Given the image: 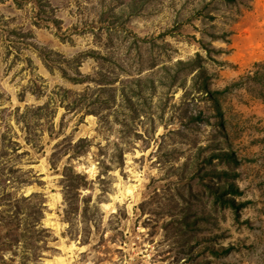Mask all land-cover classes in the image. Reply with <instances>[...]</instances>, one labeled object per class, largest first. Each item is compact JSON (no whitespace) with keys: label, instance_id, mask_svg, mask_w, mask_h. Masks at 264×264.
<instances>
[{"label":"rangeland","instance_id":"obj_1","mask_svg":"<svg viewBox=\"0 0 264 264\" xmlns=\"http://www.w3.org/2000/svg\"><path fill=\"white\" fill-rule=\"evenodd\" d=\"M263 65L264 0H0V264H264Z\"/></svg>","mask_w":264,"mask_h":264},{"label":"trees","instance_id":"obj_2","mask_svg":"<svg viewBox=\"0 0 264 264\" xmlns=\"http://www.w3.org/2000/svg\"><path fill=\"white\" fill-rule=\"evenodd\" d=\"M199 59H202L201 56H199ZM179 64H190V61L189 62H185V61H180L178 62ZM199 66V70H200V77H199V82L202 78V75L206 74V69L204 68V65L201 63V64H198ZM259 69L263 68L264 69V65L263 66H260L258 67ZM198 70V71H199ZM195 84L194 86H196L197 82H198V72L197 74L195 75ZM262 76H264V70L263 72H261L260 70H256L253 74H248L247 77L248 78H252L253 80H255L256 82L260 83L262 82L261 81V78ZM208 81H207V76L205 78H203L202 82H200L199 84H197V88L198 89H201L203 90V94H202V97H205L207 99H210L212 100V104L215 105L217 107V109H219V103H218V98L217 96L215 95L214 91H211L209 89V86H208ZM221 92V91H220ZM202 112V110L197 114L198 117L195 118L194 116V113L193 112H190L189 114V118L191 120H195V119H198L200 116V113ZM208 122H210L209 119H207ZM215 154H213V156H218V157H221V156H224V155H229V156H232V154L228 151H219V152H214ZM220 173L221 174H227L228 173V170L226 169H223V170H220ZM220 173H217V175H219ZM75 175H77L78 177H82V174L79 173V172H75ZM223 188L220 189V187ZM212 190L216 191V194H217V198L219 200L222 201V203H229L230 205L232 206H235L237 207V203H235V200L228 195V193L230 191L234 192L237 190V187H236V184L231 182L230 184H226L224 186H221V185H215V186H212Z\"/></svg>","mask_w":264,"mask_h":264}]
</instances>
